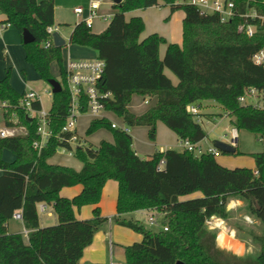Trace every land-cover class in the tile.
Instances as JSON below:
<instances>
[{
    "label": "trees",
    "instance_id": "obj_1",
    "mask_svg": "<svg viewBox=\"0 0 264 264\" xmlns=\"http://www.w3.org/2000/svg\"><path fill=\"white\" fill-rule=\"evenodd\" d=\"M231 1L235 3L236 15L222 22L217 13L203 14L196 5L177 0H122L113 3L116 12L105 30L94 33L80 21L69 39L91 47L106 61L98 85L112 94L104 99L107 110L129 126L148 127L152 140L157 137L159 121L180 140H203L208 134L198 115L187 111V105L202 107L206 100L219 103L231 117L232 125L264 140V108L238 100L248 86L264 89V67L253 61V55L264 46V0ZM160 2L169 5L171 13L178 9L185 12L182 44L169 42L158 32L142 38L146 21L141 15L126 16L129 11ZM55 9L54 0H0V14L4 15L0 22L11 23L21 36L24 29L35 36V41L23 42L27 61L47 83L56 78L51 64L58 62L63 88L54 93L51 103L54 134L38 150L33 145L39 139L36 118H28L19 109L23 94L13 88L9 77L0 79V99L17 106L13 110L18 113L20 124L28 129L24 135L0 137V264H82L85 247L109 218L96 207L92 217L78 219L75 207L98 204L109 179L117 180L119 185L117 215L113 220L143 235L142 240L124 247L126 264H264V150L251 153L255 169L228 168L218 162L214 153L196 154L182 147L141 157L133 146V136L113 128L107 117L92 119L87 132L105 127L112 131L114 141L103 139L96 146L86 142L73 146L67 140L61 141L60 136L71 134L63 132L71 96L66 86L63 48L45 46L47 27L56 24ZM250 11L257 16L245 17ZM248 23L256 28L252 36L240 30ZM162 44H166L163 57L159 53ZM165 68L176 75V84ZM134 94L157 100L137 114L129 108ZM34 105L41 106L39 102ZM10 112L3 113L7 125L12 124ZM60 147L72 151L83 167L75 170L49 163ZM5 149L15 154L13 162L3 158ZM236 149V154L242 153ZM162 160L164 167L159 168ZM77 184L83 186L78 195H61L64 187ZM198 191V197L182 198ZM232 198L245 200L246 213L254 214L262 224L260 233L243 224H233L241 235L243 229H248L247 234L260 247L256 256H242L220 246L218 232L207 224L215 215L231 217L228 206ZM41 202L52 205L58 219L55 224L42 225ZM149 209L156 217V230L147 228L141 218L128 216ZM18 210L30 230L27 236L9 232L8 223Z\"/></svg>",
    "mask_w": 264,
    "mask_h": 264
},
{
    "label": "crops",
    "instance_id": "obj_2",
    "mask_svg": "<svg viewBox=\"0 0 264 264\" xmlns=\"http://www.w3.org/2000/svg\"><path fill=\"white\" fill-rule=\"evenodd\" d=\"M38 1H41V0H38ZM79 6H81V5H79ZM85 6H86L85 8H87L88 4ZM100 6H101V8L104 6L102 0H101ZM164 6H169V5H164V4H162V2H160V5H155V6H151V7H158L161 9ZM169 8H170V6H169ZM141 10H143V9H135V10L129 11L130 16L141 15L140 14ZM107 15L112 16L113 14H107ZM79 16H80V19H79V22H80L85 18L86 12L83 13L82 15H79ZM130 16H128V17H130ZM141 16L143 17L144 21L148 19V17L146 15H141ZM168 16H170L169 17L170 21L158 33L164 35V37H166L169 42L182 44V42H183V36H182V34H183V18L185 16V12L182 9H178L176 12L171 13V9H170V14ZM3 18H4V15L0 14V20ZM166 18H168V17H166ZM96 20L104 23V21H102L98 18ZM55 23L57 24L56 9H55ZM105 23L107 26L109 25V23H107V22H105ZM76 24H78V23H76ZM107 26L105 27V29L107 28ZM11 29H14V30H11ZM92 31H93V29H92ZM96 32H98V31H96ZM96 32H94V33H96ZM141 37L145 38L143 36V34L141 35ZM85 48H88V47H83V49H80L79 51H75V52H77L78 56L73 55L71 53V51H69L68 56L64 57V63L66 62V60L70 56L74 57V58H94V57L98 56L97 52L94 49H93L94 50L93 53H90L89 51H85V50H88ZM165 49H166V44H162V46L160 47V51H159V53L161 54V57L164 56ZM82 50H84V51H82ZM54 62H52V63H54ZM28 63L29 62L26 59V49L23 46V37L21 36V34L17 30V28H15L14 25H10L9 27L0 31V79L7 77V74H9V80H10L11 85L13 86V88L17 92H19L21 94H24L29 89L30 90L35 89L39 93H41L42 95L46 94L45 93L46 91L40 92L38 89H36L34 87L33 81H36L39 78L41 79V76L38 72L37 73L34 71L31 72L30 70L34 69L35 67L32 63H29V64ZM167 69H166V73L172 79L173 83L176 84L178 82V78L177 77L173 78V76H171V74H169V72H167ZM27 76H29V79H31V81L28 82ZM30 82H32V83H30ZM43 98H44V96H43ZM147 99H148L147 103H149L150 97L148 98V96H147L146 98H144V101ZM0 111L2 112V114L0 115L1 120H2V122L0 123V127H3L6 124L5 120H4V115H3L4 111L2 109H0ZM109 113H111V112L108 111L107 115H109ZM201 113H203V112L201 111ZM204 113H208V112H204ZM84 115L90 116L89 114H84ZM91 118L94 119L93 117H91ZM108 118H109V120H111V118L109 116H108ZM114 119L118 120V121H122L121 119H118V118L117 119L114 118ZM114 119H112V120H114ZM229 120H230V125L233 126L231 123V117H229ZM158 128H159V126L157 127V132H156L157 137L154 140V144L151 143L148 150L145 151L146 157L154 154L156 151H164L167 148H178V149H180V141L181 140L179 139L178 135H176V133L174 131H172L170 128H167V130L165 128L162 129L163 131H165L166 135H168V136L164 139H160V135H158ZM160 128H162V127H160ZM131 131H132V129H131ZM77 134L81 138V141H83V143H85V140L83 139V137H81L80 134L78 133V126H77ZM207 139H208V137H205L203 140H201L199 142V144L202 146L203 141L206 142ZM215 141L216 140L213 141L214 142L213 146H215ZM226 142H228V141H226ZM206 146H207L206 148L213 147L209 142L206 143ZM237 148H238V145H237ZM7 150H9V149L4 150L3 158L8 162H13L15 160L16 156L10 150L12 153V156L8 157L7 156ZM136 152H138V151L136 150ZM56 153L52 157H50V159L48 160L49 163L62 165L65 167L69 166V167L74 168L75 170H80L83 167V163L80 161L75 163V164H72L70 157L62 158V156L61 157L59 156V158L58 157L56 158V155H57ZM251 153H253V152H251ZM66 154L70 155V156L74 155L69 149H68V153H66ZM66 154H63V155H66ZM138 154L141 157H144L139 152H138ZM216 158H217L218 162H220L223 166H226L228 168H230V167L231 168H234V167H251L254 169L256 168L255 159L252 156L244 158V156L230 155V156H223L220 159L218 157H216ZM1 173H2V169H0V174ZM82 189H83V186L80 184L67 186L61 190V195L64 197H74V196L78 195L82 191ZM118 194H119L118 181L114 180V179H109L106 181V183L104 185V188L102 190V195H101V198H100V201L98 204H85L81 208L75 207V214H76V217L78 219H84V218L92 217L93 211L96 207H100L102 216H106L109 218V220L107 222H105L104 224H102L101 227L96 231V233L94 234L95 237H94L93 242L85 247V249L83 251L84 255L81 258L82 264H126V254L124 251V247L126 245L133 244L134 241L142 240V238H143L142 234H140L136 231H133L132 229H130L126 226H123L119 223H116L113 220L112 217L117 215ZM200 195H201V192L198 191V192L190 194V195L182 196V198H184V199L185 198H192V197H198ZM245 204L247 205V202L243 199L232 198L231 202L229 203V206H228L231 217H229L228 219H225V218H222L221 216L215 215V217L212 218V224L209 226L212 230H214V231L216 230L218 232V239L220 237L221 231H224L228 234L229 240L231 242V243H229V245H223V244L219 243V240H218V243L220 246L227 248L231 251L232 250L237 251L238 249H241V247L244 245V243L237 237V234L239 233V231H237V229L231 224V222L234 221L233 219L239 218L236 215H232V209L237 210L238 207L240 208V207H242V205H245ZM151 212H153V211L150 209L149 210H139V211H135L131 214H128V216L138 218L137 215L146 214L148 216L149 213H151ZM44 213L47 214L48 217L56 216L53 213L52 205L51 206L48 205L47 211ZM243 215L244 216L242 218V221H243L242 224H246V226H256L258 224H261L260 221L257 219V217L254 214L245 213ZM41 220H42V216H41ZM42 225L44 226V220H42ZM8 227H9V232H11V233L20 232V233L25 234V230H27L28 232L30 231L29 229H27L25 227L23 220H17L15 218H13L9 221ZM234 243H237L236 248L233 247Z\"/></svg>",
    "mask_w": 264,
    "mask_h": 264
},
{
    "label": "built area",
    "instance_id": "obj_3",
    "mask_svg": "<svg viewBox=\"0 0 264 264\" xmlns=\"http://www.w3.org/2000/svg\"><path fill=\"white\" fill-rule=\"evenodd\" d=\"M179 3H188L191 5H196L201 13L210 14L217 13L220 16L222 22H227L231 20L232 17L236 15L235 3L231 0H177ZM176 2V3H177ZM101 0H90L88 7L79 6L75 8V13L77 16L82 15L86 12L85 18L82 20L85 22L88 28L93 29L95 26L96 19H100L104 22L110 23L112 16L107 14H101L99 12L101 8ZM245 17H256L255 11H250L244 14ZM12 25L7 22H0V31ZM255 26L253 24H243L240 30H244L247 35H254ZM60 32L58 24H52L47 27V33L49 35L45 46H50L54 43L53 34L54 32ZM253 61L257 65H262L264 67V46L261 47L254 55ZM106 66V61L96 56L94 58H74L69 57L64 63V70L66 72V86L69 88L70 92V102L69 111L66 116V123L63 127V132H70V136L64 137L60 136L61 141H68L73 146H82L83 141L79 140L77 134L78 119L84 114H89L94 119L98 118H108L106 104L104 99L112 96L111 92H104L101 87H99V82L104 76V69ZM47 96H50L53 100L54 92L50 87L46 92ZM238 100L241 104H252L258 108H264V89L259 90L256 87L248 86L245 88L244 93L239 96ZM35 102H39L40 108L34 105ZM148 102V99L144 101ZM52 106V105H51ZM17 106L9 104L7 101L0 99V109L4 112H10L9 121L12 122L11 125L5 124V126L0 127V137L17 136L27 134L28 129L25 125L20 124L19 115L16 110H13ZM86 107V110L84 108ZM19 109L25 111L26 116L30 119L36 118L38 122V136L39 139L35 140L33 145L38 150H41L49 142L50 137L54 134L51 126V107L47 108L43 103V95L35 89H29L26 91L20 99ZM187 111L198 115L200 117L201 107L198 104L187 105ZM201 121V119H199ZM112 127L119 128L127 134L131 135V126H129L125 121L112 120ZM209 122V121H208ZM231 138L228 143L237 147L238 139L240 137L239 129L236 126H231L230 128ZM186 148L190 151H194L196 154H202L204 152L214 153L218 155L223 152L216 146L210 148H204L197 143H193L188 139L180 141V148ZM66 149V148H65ZM72 152V151H71ZM164 167V161L162 160L159 164V168ZM257 174L258 171H255ZM48 205L46 203H39V212L44 213L47 211ZM151 223H156V217L154 213L151 212L148 215ZM13 218L17 220H23V213L18 210L14 213ZM208 224H212V218L207 220ZM157 224V223H156ZM168 227H163L166 230ZM25 234L28 231L25 230Z\"/></svg>",
    "mask_w": 264,
    "mask_h": 264
},
{
    "label": "rangeland",
    "instance_id": "obj_4",
    "mask_svg": "<svg viewBox=\"0 0 264 264\" xmlns=\"http://www.w3.org/2000/svg\"><path fill=\"white\" fill-rule=\"evenodd\" d=\"M55 1V7H56V21L57 24L59 25L60 28V33L61 35L67 40V44L63 46L62 50V55L64 57L68 56V52L71 51L73 55H77V52L80 49H83V47H88L84 45H78L70 42L69 36L75 27L76 23H79L80 16L78 17L74 9L78 7L79 5L86 7L85 5L88 4L90 0H54ZM103 1V7L99 10L101 14H114L116 12V8L114 7L113 3L114 0H102ZM146 9V10H145ZM140 11L141 15H146L148 17L146 21V27L144 32L142 33L143 36L145 37L149 33L152 32H160L161 29H163L164 26L167 25V23L170 21L168 16L170 14V8L169 6H164L161 9L158 7H148ZM127 17L130 16V12H128ZM168 17V18H166ZM105 23V22H104ZM103 22H100L96 20L95 26L93 27V31L96 32H101L105 29L107 26L106 23L104 24ZM16 28V27H15ZM14 30V29H11ZM16 30V29H15ZM18 30V29H17ZM24 46V45H23ZM89 51L90 53H93V49L88 47L85 48ZM84 51V50H82ZM78 56V55H77ZM29 64V63H28ZM167 69V68H166ZM31 72H36L37 71L34 69L30 70ZM51 72L53 75L61 81L62 79V74L60 72V66L58 62H54L51 65ZM167 72L173 76V78H176L175 74L170 70L167 69ZM9 77V74H7ZM28 82L31 81L29 79V76H27ZM32 83V82H30ZM34 87L38 89L40 92H45L48 89H50L51 85L50 83L41 80L40 78L37 79L36 81H33ZM43 102L44 105L49 108L51 107L52 103V98L50 96H47V94L43 95ZM149 98V97H148ZM156 98L152 97L150 99L149 103H144V98L140 94H134L132 97V100L130 101L129 108L133 112L140 114L143 113L147 110L148 107L154 105L156 103ZM201 111V116L198 119H201L202 126L204 127L206 133L208 134L207 141H203L202 146L206 148V143L209 142L212 146L214 145V140H224L228 141L231 138V133H230V120L229 117L225 114L223 108L220 106L219 103L216 101H203L202 102V108ZM208 112V113H204ZM2 112L0 111V115ZM111 119L116 118L117 116L115 114L109 113L108 115ZM78 133L80 134L81 137L85 140L86 143H92L95 146L99 145L100 141L103 139L109 140V141H114V136L113 133L110 129L105 128V127H100L98 130L88 133L87 129L89 127L90 122L92 121V118L87 115H82L78 119ZM209 121V122H208ZM2 122L1 117H0V123ZM158 128V135H160V139L166 138L168 135H166L165 131L162 129L167 130V125L161 121L158 122L157 127ZM162 127V128H160ZM132 131H131V136H133L134 140V148L144 157H146V152L148 148L150 147V144H154V140L150 138V135L148 133V127L146 126H141V125H132L131 126ZM240 137L238 139V149L242 152L240 154L236 153H225L221 152L216 157L219 159L223 156H230V155H239V156H244L246 157H251L252 154L251 152H262L264 150V140H261V138L256 134L253 133L249 130L245 129H239ZM152 147V146H151ZM68 149L60 147L57 151L56 158L59 156L62 158L70 157L72 164H75L77 162H82L79 158H77L75 155H67ZM66 154V155H63ZM7 156L10 157L12 156V153L10 150H7ZM253 157V156H252ZM186 196V195H185ZM195 198V197H192ZM246 213V204L242 205V207H238L237 210L232 209V215H236L239 218L233 219L234 221L231 222L233 225L234 223H239L242 224V218L243 214ZM42 216V220H44V226H49L51 224H55L58 219L56 216L48 217L47 214L45 213H40ZM138 218L142 219V222L147 228L151 229H158L159 226L156 223H151L149 220V217L146 214H141L137 215ZM208 224V223H207ZM210 226V224H208ZM234 226V225H233ZM246 228L250 227L254 231L260 233L262 224H258L256 226H246V224H243ZM248 229H243L242 235L240 233L237 234V237L244 243V245L241 247V249H238L237 251H234L235 253L242 255V256H256L259 251L260 247L258 243L252 239L251 235L246 231ZM244 236V237H242ZM219 243L220 237H219ZM222 244V243H221Z\"/></svg>",
    "mask_w": 264,
    "mask_h": 264
},
{
    "label": "water",
    "instance_id": "obj_5",
    "mask_svg": "<svg viewBox=\"0 0 264 264\" xmlns=\"http://www.w3.org/2000/svg\"><path fill=\"white\" fill-rule=\"evenodd\" d=\"M121 1L122 0H114V2H121ZM22 37H23V42L27 43V44L35 41V36L28 29H24ZM53 39H54V43L57 47L63 48V46L67 44V40L64 37H62V35L58 31L54 32ZM49 83H50L51 88L53 89L54 93L62 92V90H63L62 84L57 78H52L49 81ZM215 146L225 153H235L237 151L236 147L233 146L231 143H228V142L220 140V139L215 141ZM176 264H184V263L178 261Z\"/></svg>",
    "mask_w": 264,
    "mask_h": 264
},
{
    "label": "bare ground",
    "instance_id": "obj_6",
    "mask_svg": "<svg viewBox=\"0 0 264 264\" xmlns=\"http://www.w3.org/2000/svg\"><path fill=\"white\" fill-rule=\"evenodd\" d=\"M220 241H221V243L223 244V245H229V243H231L230 242V240H229V236H228V234L226 233V232H224V231H221L220 232ZM242 244V243H241ZM237 243H234V248H236L237 246ZM232 246V245H231ZM240 246V245H239Z\"/></svg>",
    "mask_w": 264,
    "mask_h": 264
}]
</instances>
